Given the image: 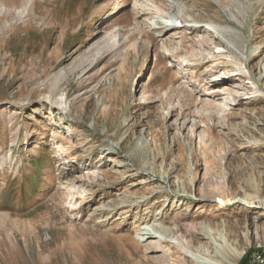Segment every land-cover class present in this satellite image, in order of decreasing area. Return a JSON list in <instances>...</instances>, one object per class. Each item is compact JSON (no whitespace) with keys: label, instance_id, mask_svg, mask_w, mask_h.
Masks as SVG:
<instances>
[{"label":"rangeland","instance_id":"rangeland-1","mask_svg":"<svg viewBox=\"0 0 264 264\" xmlns=\"http://www.w3.org/2000/svg\"><path fill=\"white\" fill-rule=\"evenodd\" d=\"M201 223L264 258V0H0V264H197Z\"/></svg>","mask_w":264,"mask_h":264},{"label":"bare ground","instance_id":"bare-ground-1","mask_svg":"<svg viewBox=\"0 0 264 264\" xmlns=\"http://www.w3.org/2000/svg\"><path fill=\"white\" fill-rule=\"evenodd\" d=\"M226 33L224 31L219 32V34H221L223 37L227 36ZM52 92H53L52 93L53 95L52 94L48 95L47 100L51 104L57 105L60 109L63 108L62 106L64 105V103L62 100V96L58 95L59 94L58 82L55 84L54 88L52 89ZM220 94L221 93L217 91L215 96L219 97ZM128 203L129 201L127 200H121V202H118V205L120 206V208H122V207L127 206ZM203 238L210 239L211 244L215 246V249H214L215 252L213 255L210 254L208 251H202V249L205 248L206 246L210 248V246L202 243ZM223 238L224 236L222 235V233L221 234L219 232L217 233V229H214L211 224L201 223L198 226L194 225L192 227L190 240L187 241L186 248L194 249L195 247H198L196 252H197L199 261L197 262V264H239L240 260L243 257V252H241L238 249L232 248L228 244H225V242L223 241L224 240ZM138 248L140 249L139 246ZM141 263L142 264H157V263L150 261L149 259H142ZM178 264H181V263L178 262Z\"/></svg>","mask_w":264,"mask_h":264},{"label":"built area","instance_id":"built-area-1","mask_svg":"<svg viewBox=\"0 0 264 264\" xmlns=\"http://www.w3.org/2000/svg\"><path fill=\"white\" fill-rule=\"evenodd\" d=\"M255 262L256 264H264V258L261 255H258Z\"/></svg>","mask_w":264,"mask_h":264}]
</instances>
